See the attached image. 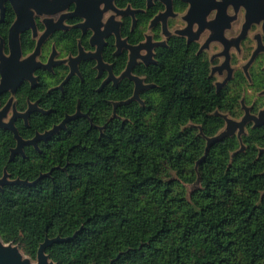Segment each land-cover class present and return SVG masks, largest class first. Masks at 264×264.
Segmentation results:
<instances>
[{"label": "trees", "instance_id": "1", "mask_svg": "<svg viewBox=\"0 0 264 264\" xmlns=\"http://www.w3.org/2000/svg\"><path fill=\"white\" fill-rule=\"evenodd\" d=\"M128 4L145 9L137 13L134 30L130 17L122 25L123 36L136 44L163 5L146 9L145 0H117L119 7ZM175 8L183 5L176 2ZM13 19L8 4L0 38L7 39ZM88 35L72 28L54 40L62 56L75 55L79 39L91 49ZM155 38L161 39L159 29ZM112 43L113 38L104 58L119 75L128 56H114ZM34 44L25 32L24 52ZM154 58L134 69L147 85L139 99L130 100L135 83L128 78L99 89L105 74L97 77L93 60L82 61V77L61 88L66 64L54 74L40 72L36 89L20 87L19 110L28 99L50 110L33 112L28 126L18 119L25 139L78 109L81 115L41 142L40 150L26 146L25 157L12 160L17 141L0 128V178L5 168L9 180L28 181L0 188L4 243L37 260L46 238H66L45 250L56 264H264V126L221 135L226 114L242 116L240 87L216 89L197 43L174 35L155 49ZM50 79L54 91L48 90Z\"/></svg>", "mask_w": 264, "mask_h": 264}, {"label": "flooded vegetation", "instance_id": "2", "mask_svg": "<svg viewBox=\"0 0 264 264\" xmlns=\"http://www.w3.org/2000/svg\"><path fill=\"white\" fill-rule=\"evenodd\" d=\"M145 1L146 9L153 7L157 3L162 4L163 8L160 9L150 19L147 25V29L144 32L145 38L136 44L130 43L128 38L123 36L122 25L125 17H130L132 21L131 30H134L137 26V13L144 11L145 9L133 8L131 4H128L126 7H119L117 5V0H112V5L114 8H106L107 3L105 1L100 4L99 8L102 13V16L100 18V30L105 31L109 24L111 26V32L108 35L103 36L100 48V56L102 58V61L108 67L100 70L98 59L90 57L84 58L77 63V71L73 75H71L69 79H71L75 75L82 77L79 68L80 63L82 61L93 60L95 61L94 67L97 70V77L101 78L105 74V76L102 78L99 89H102L106 84L110 83L117 85L123 78H128L130 80L129 77L123 76V74L126 71L127 66L131 60L132 50L128 47H120L118 45L119 41L114 29V24L117 23L120 40H125L128 45L138 46L140 44H146L148 42V37H151L152 44L158 42L165 43L164 45L153 46L151 51L147 47L141 48L139 50V57L136 58V63L131 69L132 75L138 76L134 73V69L138 64L144 63L146 65H149L151 63H154V54L157 47L166 46L168 39L174 35L180 36L185 38L187 44H190L192 42L197 43L198 52L203 53L208 58L211 64V75L215 78V85L217 90H225L229 86L238 85L240 87V112L242 114L240 118L243 119L246 115L259 117L261 112L264 111V0H194V3L198 4L194 12H192L193 4L191 1L172 0L173 14L168 15L166 20H164L163 18L157 19L160 14L166 12L167 10V4L163 0ZM49 2H53V0H49ZM176 2H180L183 5V8L176 9ZM8 4H10L14 12V19L9 26L7 39L0 38V52L2 56L7 59L12 56L10 40L11 29L18 21V15L12 2L10 0H5L3 3V12L0 7V22H4L6 19ZM27 9L33 13L32 17L34 26L36 27V31H34L33 26L30 25L28 29H24L18 32L20 56L17 55V57H15L10 62L9 70L11 72H14L15 74L31 70V78L29 76L22 77L15 90L10 88L9 90L0 93V112L8 107L5 116L2 117V122L9 123L15 116L16 112L18 114H24L30 108L32 109L28 114L27 119L22 116H18L15 119L14 125L17 129L18 127L16 123L18 119H22L28 126L29 117L33 112L47 113L50 111L49 109H44L43 107H41L39 105V100L33 101L31 99L27 100V107L25 110L21 111L17 108L15 95L24 83H28L32 89H36L41 81V77L39 75L40 72L44 71L46 72V75L54 74L56 67L61 64H66L68 65L69 72L64 78L63 82L59 85V87L61 88L64 85V81L71 72V60L78 57L81 50H83L85 54L97 53L100 47V42L92 43V38L96 33L93 27H81L80 24L85 23L87 19L86 17H82L77 13L72 17H66L62 22L63 27L54 30L43 41V36L46 34L48 28L45 20L50 19L54 24H58V22L64 15L72 14L76 11L75 3H70L65 9L54 14H40L30 6H27ZM128 10L129 12L125 13V11ZM71 20L76 21L74 23H71ZM39 22L43 23V29H40ZM28 24H30V22H28ZM72 28L79 29L81 36L89 34L88 42L91 46V49H86L82 44L81 39H79L77 54H67L65 56H62L61 52L56 46L54 36L57 32L68 31ZM158 29L160 31L161 39L155 38V31ZM25 32H30L31 38L35 41L34 48L28 53L24 52L22 45V35ZM112 38V44L114 47H112V54L114 56H119L124 51H126L128 56L125 69L119 75L114 72L113 64L107 62L104 58V51L106 48H108L110 39ZM150 52L151 59L146 61L144 57L150 55ZM44 55L45 58H43ZM53 55V63L48 68L43 67V65H49L51 56ZM31 59H33L32 62ZM30 62L31 64L29 65V67H27ZM1 63L2 58L0 57V65ZM12 64L20 68L16 70L12 67ZM110 72H112L114 78L108 80V78L110 77ZM11 78L12 80H14L17 77L11 76ZM140 78L143 79L142 77ZM2 79L3 77L0 72V84L2 83ZM50 81L54 84L52 85L51 83V85L48 87V90L54 91L56 88L55 79H50ZM7 93H9L10 96L5 103H2V97ZM227 115L230 116L229 114H226V116ZM249 124H251L252 127L256 126L254 120H249L245 125V130H247ZM55 126L56 124L42 133H37L43 134L51 130ZM260 126H264V123ZM0 128L12 132L11 130L4 127L0 126ZM47 140H39L35 144L29 143L24 145V155L20 154V156L25 157L24 148L26 146H33L35 149L40 150V143H44ZM16 147L17 142L14 148ZM14 148H11V152ZM4 174L8 175V173L5 171V168Z\"/></svg>", "mask_w": 264, "mask_h": 264}, {"label": "water", "instance_id": "3", "mask_svg": "<svg viewBox=\"0 0 264 264\" xmlns=\"http://www.w3.org/2000/svg\"><path fill=\"white\" fill-rule=\"evenodd\" d=\"M4 1L5 0H0V7H1L2 12L4 10V6H3ZM10 1L12 2L13 6L16 10V13L18 15V21L12 27L11 34H10L12 56L7 59L4 56H2V54L0 52V57L2 58V63L0 65V72H1L2 77H3L2 83L0 84V93L4 92L6 90H9L10 88L15 90L17 88L20 80L22 79V77L29 76L31 78V70H28V71H25V72H22L19 74H15L14 72H11L9 70L10 62L15 57H17V55L20 56L18 32L21 30H24V29H28L30 27V25H32L34 31H36V27L34 26L33 17H32L33 13L27 9V6L34 8L40 14H43V13L54 14L58 11L65 9L70 3L76 4V11L72 14L64 15L60 19L58 24H54L53 21L50 19L45 20L48 28H47L46 34L43 36V41L54 30H57V29L63 27L62 22L66 17H72V16L76 15V13L80 14L82 17H86V19H87L85 23L80 24L81 27L85 28V27L92 26L96 32L94 37L92 38V43L100 42V47L98 49V52L85 54L84 51L81 50L80 55L71 60V72L68 75V77L66 78V80L64 81V83L67 80H69L71 75H73L77 71V63L81 59L88 58V57L96 58L99 61L100 70H103L104 68L108 67L102 61V58L100 56V48H101V44H102V38L104 35H108L111 32V26L109 24L105 31L100 30V26H101L100 18L102 16V13L100 11L99 6L102 2L105 1L107 3L106 8L113 7L112 0H53V2H49V0H10ZM149 1H151V0H149ZM163 1L167 4V10H166V12L160 14L157 17V19L163 18L164 20H166L168 15L173 14L172 0H163ZM186 1L192 2V4H193L192 12H194V10H196V6H198V4L194 3V0H186ZM128 12H129V10L125 11V13H128ZM120 13H123V12H120ZM27 18H28V21H27ZM28 22H30V24H28ZM114 29H115L117 37H118V41H119L118 45L120 47L121 46L128 47L132 50L131 60L128 64L127 69L124 72L123 76L129 77L130 80L135 82L134 96L130 100L139 99L140 91L146 89V87H147V85L144 84L143 79H141L138 76H134L131 73V69H132L133 65H135V63H136V58L139 57V50L141 48L147 47L151 51L153 46L164 45L165 43L164 42H158V43L152 44L151 43V40H152L151 37H148V42L146 44H140L138 46L128 45L125 40H120V35H119L117 23L114 24ZM53 57H54V55L51 56V61H50L49 65H43V67L48 68L53 63L52 62ZM144 58L146 61L150 60L151 59V52H150V55H148L147 57H144ZM15 61H14V63H15ZM32 61H33V59H31V62ZM31 62L27 65V67H29ZM12 67L16 70L20 68V67L15 66L14 64H12ZM11 76H16L17 78L12 80ZM112 78H114V76H113L112 72H110V77L108 78V80L112 79ZM128 101L129 100L124 101V102H120V103H127ZM7 110H8V107H6L3 111L0 112V126L11 130L14 133L15 138L17 139V147L12 149L10 160H12L18 154L24 155L23 154V146L24 145L29 144V143L35 144L39 140H47L53 134L59 132L60 129L65 128L68 121H70L71 119H74V118L81 115V112L78 109L76 114L67 115L65 117V119L60 124L56 125L51 130H49L43 134L37 133L34 138H32L30 140H25L20 136L18 129L14 125V121L18 116H22L25 119H27V116L32 109L30 108L24 114H18L16 112L15 116L11 119V121L9 123H4V122H2V117L5 116ZM249 120H254L256 126L262 125L264 123V111L261 112L259 117L252 116V115L251 116L246 115V116H244V118L241 121H236V120H233L231 118H227V116H226V122L230 126V129L225 133H221V135L234 134V133H236V129L238 127H240V130L237 134L239 136H241V134H243L245 132V125L247 124V122ZM21 182H23L25 184L28 183L27 180H23V181L20 179L9 180L8 175L4 174V176L2 178H0V188L3 185L8 184V183H21ZM65 240H67V239L61 238L60 236H58L56 238H46V240L39 247L38 256H37V264H56L55 262L50 260L48 254H46L45 250L49 246H51L53 243L63 242ZM1 242H2V240L0 238V264H29V262H30L29 259H25V260L22 259L21 250L19 249L18 246L9 244V245L4 247Z\"/></svg>", "mask_w": 264, "mask_h": 264}, {"label": "rangeland", "instance_id": "4", "mask_svg": "<svg viewBox=\"0 0 264 264\" xmlns=\"http://www.w3.org/2000/svg\"><path fill=\"white\" fill-rule=\"evenodd\" d=\"M227 118H231V119L236 120V121H241V120H242V118H234V117H231V116H228V115H227ZM229 129H230V126H229L228 124H226L225 127L222 129L221 133H225V132H227ZM239 130H240V127H238V128L236 129V133H238ZM1 243H2V245H3L4 247L7 246V245H9V244H7V243H4L3 241H2ZM21 254H22V259H23V260H25V259H29V260H30L29 264H37V260H33V259H31V258L28 257L25 253H23V251H21Z\"/></svg>", "mask_w": 264, "mask_h": 264}]
</instances>
